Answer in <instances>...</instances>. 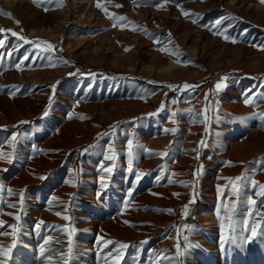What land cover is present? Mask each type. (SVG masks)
Masks as SVG:
<instances>
[{
	"label": "rangeland",
	"instance_id": "1",
	"mask_svg": "<svg viewBox=\"0 0 264 264\" xmlns=\"http://www.w3.org/2000/svg\"><path fill=\"white\" fill-rule=\"evenodd\" d=\"M21 1L23 5L29 4L41 13L65 10L78 19L68 20L58 36L38 32L30 33L31 28H37L40 25L34 23L32 18H30L31 21H26L15 7H11L5 0H0V13L10 14V16L0 14V28L18 34L12 36L11 31L0 34V38L4 39L3 45L0 46V102H3L5 97L14 101L18 98H24L26 95L33 96L40 89L39 85L43 83L39 79L40 77L62 70V73L52 84V86L55 85V90L52 88L49 95L52 97L51 104H49L48 98L41 111L14 123L10 131L17 133L19 142L15 145V149L20 146L25 147V153L35 159L49 146V140L60 128L77 124L75 121H79L80 116L88 119L90 116L88 110L94 105L109 102L121 103L120 108L116 110L120 112L143 106L144 103L151 101L156 94H160L157 105L149 112L156 113L163 103L165 107L157 115L149 116L148 113L146 115L141 113L129 119L121 118L116 121L104 122L102 128L91 139L66 147L61 165L65 164L72 155H75L76 180L78 184H81L84 173V158L100 145L108 133L118 130L130 122L134 130L125 141L132 139L134 144L138 143L142 146V148L134 151L133 158L144 159L145 168L153 172L151 180L144 187V191L153 187L166 191L162 197H165L167 202L160 206L159 215L161 219L167 220L163 230L174 232V239L171 244L174 253L171 252V255L176 264H231L232 261L233 264H243V262L248 264V260L252 264H264V254L257 253L258 248L261 246L264 248V243H261L259 239L246 243L243 250L240 248H234L229 252L218 250V255L213 256L211 253L208 254L211 250L207 248V245L219 246L221 236L219 225L221 222H214L215 225L211 224L213 222H205L203 230L201 229L199 232V218L211 214L205 212L200 207V203L210 185L206 172L213 156V149L220 137L225 140L229 138L228 133H221L215 127L214 111L217 110V103L219 108L222 106L223 98L228 96L230 87L235 84H253L257 97L256 103L251 105L253 112L246 116L242 124L238 125L239 128L232 133L235 135L232 143H242L250 136L251 141L246 143L248 145L247 151L255 154V156L264 155V118L259 115L264 113V79H253V77L264 78V61H257L252 58L244 60L239 56L228 55V52L231 53L238 47H250L258 52L264 51V23H254L248 14L238 11L234 5H237L240 0H235L234 3H231L232 0H169L167 3L164 0ZM253 1L264 5L261 0ZM97 3L101 7H97ZM185 3V6L178 7L179 4ZM115 5L121 6L115 7ZM157 5L161 6L158 7ZM182 9L191 12L193 15L183 16L181 14ZM172 14L189 22L196 20L193 27L204 30L208 40L204 49L200 48L194 51L193 47L191 48V44L195 41L193 33L184 35L181 30L172 28L173 23H166L164 17H171ZM121 16L125 17L126 20L115 21L113 19ZM157 17H162V19H157ZM217 19H222V24L219 26L215 25ZM114 23H116L115 27L113 26ZM224 28H227L226 35L235 39L236 43H232L231 39L226 41L221 35H213V32ZM181 35L183 36L181 37ZM20 36L24 39H19ZM185 36L186 39L183 40ZM202 39L198 41L199 44L203 43ZM24 40L33 43H24ZM67 40L68 42L71 41L70 46L66 45ZM154 40H158L159 43H154ZM144 41L148 45H141ZM42 42L50 43L55 47L53 50L44 51L47 43ZM161 48L173 52L178 49L179 60L187 63L175 62L177 57L169 55L168 51H161ZM153 52L156 53L155 56ZM8 53L11 55L9 56ZM159 54L162 57L160 59L169 65L173 64L172 66L177 71L168 72L164 67L161 68ZM17 64L21 65L19 69L16 68ZM224 76L229 77L226 81L227 87L213 95L211 90L214 89L219 78ZM184 83L193 86L199 85V87L195 88L194 91L192 89L181 91L180 87ZM168 85L173 87L169 88ZM201 89L203 95L200 113L205 108V93H208L209 110L204 115H207L209 119L204 121L198 133V139L195 141L193 166L191 168L186 166L185 169L179 170V174L173 175L178 167L182 168L183 161H189L183 158L181 154L187 133L186 128L183 127L186 117L184 102L188 99V94L196 93ZM173 100L176 103H173ZM45 110L48 111L47 116L44 115ZM254 113L257 115L254 116ZM69 114H71V118H69ZM204 115H202L203 119ZM20 121H28V123L20 124ZM1 126H6V124ZM172 128H177L178 131L175 134L164 131ZM6 130L7 127H0L1 133H5ZM21 131L23 132L21 133ZM201 140L206 142V146L200 145ZM2 145L5 147L4 143ZM33 145H35V150ZM90 145H94V147L90 148ZM85 148H88L87 152H84ZM165 151L169 153L167 157L158 154ZM198 152L199 158L197 159ZM199 166H202V171L196 177L198 182L193 188L194 177L192 174L196 172ZM187 169L190 170V177L186 173ZM157 177H161V179L157 180ZM169 180L173 182L169 183ZM240 184L245 185L243 179ZM174 193L180 195L177 196ZM193 193H195L194 197ZM174 200H180V202L177 205L171 204ZM190 201L193 202L189 203ZM148 204L144 202V206ZM185 205H188L187 215H183ZM175 208L176 211L171 213L163 211L165 209L174 210ZM150 211L144 209V220H141L143 223L140 225L144 226V221L152 213ZM247 213L245 212L235 218L238 236H250L251 227H256L257 231L264 228V219L260 220L261 218L256 212L251 216H248ZM19 215L21 216L19 224L17 221L14 223L20 227V232L14 236L18 243L12 249L8 264H14L16 257L25 254V249L39 250L43 243L39 235L41 233H38L39 229L32 230L31 237L27 234L24 236L25 213L21 211ZM68 216L71 217V214ZM245 220H247V224L244 223ZM0 221L4 222L3 227H0V232H7L8 221L4 217H0ZM70 223L71 220L66 221L69 229L73 228ZM229 229L227 232L224 230V235H229ZM211 232L212 234H210ZM76 235L75 232L72 236L73 243L77 238ZM214 235V239L211 238ZM185 237H187V241ZM201 238L203 242L200 245H203L206 250L201 252L198 247H192L185 251L186 243L196 245ZM150 240L149 236L146 239L133 238L127 241L126 244L129 245L127 249H119L118 244L109 245L110 248L107 249L101 246L104 242L101 239L102 242H98L96 245L97 250L99 249L97 251L98 256L102 257L104 253L107 256L105 259H101L99 264H108L106 261L111 260L112 257H115V264H151L149 259L154 254V249ZM112 241L122 242L119 238ZM143 241H147V243H142ZM11 243L8 235H0V246L8 248ZM178 244L180 250L185 251V255L181 257L176 255ZM77 247L80 245L74 243L73 256L69 260V264H77L75 260ZM47 249L46 256H48ZM60 249L63 250V247ZM60 249L57 250L58 253L54 254L56 258L53 257L56 262H63L67 256L64 249L62 258ZM109 252L112 253L110 258L108 257ZM119 252H122L123 255L118 256ZM250 253L251 255L248 257L247 254ZM2 258L3 256H0V259ZM30 258L34 264H40L46 260L45 257L34 259L33 255H30ZM196 260L200 263H196ZM222 260L224 261L222 262Z\"/></svg>",
	"mask_w": 264,
	"mask_h": 264
},
{
	"label": "bare ground",
	"instance_id": "2",
	"mask_svg": "<svg viewBox=\"0 0 264 264\" xmlns=\"http://www.w3.org/2000/svg\"><path fill=\"white\" fill-rule=\"evenodd\" d=\"M5 1L7 4L11 5V7H15L18 12H21V15L26 21L32 18L34 23L40 25L37 28H31L29 30L30 33L38 32L58 36L68 20L78 19L75 15H71L65 10L41 13L33 9L29 4L23 5L21 0ZM234 2L235 0H232L231 3ZM185 5L186 3L179 4L178 7ZM234 7L238 11L248 14L254 23H264V5L253 0H240ZM164 18L166 23H173L174 26L172 28L175 27V29L181 30L184 35L193 33L195 41L191 44V48L193 47L194 51L200 48L204 49L205 45L208 43L204 30L194 28L193 22L178 18L174 16V14H172L171 17L166 16ZM157 19H162V17H157ZM47 22H49V24H46ZM182 36L183 35H181V37ZM201 38H203V43L199 44L198 41L201 40ZM185 39L186 36L183 37V40ZM181 42L183 43V41ZM70 44L71 41L66 45L70 46ZM141 45H148V43L144 41ZM188 46L190 47V45ZM153 53L155 56L156 53ZM228 55L234 57L239 56L244 60L252 58L257 61H264V51L258 52L256 49L252 50L250 47H238L231 51V53L228 52ZM158 56L159 59L162 58L160 54ZM159 63L161 64L160 67H164L168 72L177 71V69L172 66L173 64L169 65V63H165L163 59H160ZM60 73H62V70H58L42 78L40 77L39 79L42 80L43 83L39 85L40 89H38L33 96L26 95L24 98H18L14 101L5 97L3 102H0V126L6 124L7 127L5 133L0 132V152L13 151L11 144L12 132L10 130L13 128L14 123L24 117L33 116L44 108L52 91L53 81ZM21 80H23V78H21ZM248 89L254 91L255 87L251 83L235 84L231 86L228 96L222 100V106L214 111L215 127L221 133H228L229 138L227 137L228 139L225 140L223 137H220L213 149V156L206 172L210 180V185L205 192L203 201L200 203V207L204 209L205 212L211 214L199 218V232L204 227L203 225L205 222H213L211 223L213 225H215L214 222H223L224 230L227 232L230 225L228 223V212L225 211V206L231 208L233 202L243 200L245 197L257 201L254 212L261 218L260 220L264 219V197L257 195L260 191L259 185H264V163L259 162L264 161V155L255 156V154L247 151L248 145L246 143L251 141L249 138L250 136L242 143H232L233 136H235L232 135V133L239 128L238 125L242 124L246 116L253 112L251 105H245L243 103L244 97L242 93ZM159 95L160 94H156L151 101L148 100L149 102L144 103V105L142 104L143 106L125 109L120 112L116 110L120 108L122 105L121 103L109 102L96 104L88 110L90 113L88 119H80L79 121H75L77 123L75 125L70 124L60 128L49 140V146L35 159H32L31 156L25 153V147L20 146L15 149L13 153V162L11 164L6 160H0V184H2L4 188L3 193L0 194L3 200V203H0V217H4L8 221V225H6L10 241L13 240L14 235L9 225H14L16 221L14 215H19L21 212L20 193L23 192V212L25 213L24 236L27 234L31 237L32 230L36 229V224L39 221H44V225L41 226L38 232L41 233L39 235L42 241L49 235L53 237L54 241H59V243L54 242L48 245V256H50L51 259H46L40 262V264H65V260L68 259V253H66V259L63 262H56V259L54 260V258H56L54 254H56L57 250L61 247L67 252V231L61 232L60 229H69L66 225V220L62 218V216H68V214H71V227L76 229L77 238L74 243L80 245V247L76 248L75 260L77 264H99L101 259H105L107 256L106 253H104L102 257L98 256L97 251L99 249L97 250L98 247H96V245H98V237L103 241L116 240L119 238L122 243H127L130 239H146L147 236L151 238V246L154 249V254L152 253L153 255L149 259V263L176 264V261L172 259L171 255V252L174 253V249L171 248L174 232L163 230V226L166 224L167 220L161 219L159 215L161 211L160 206L167 202L166 198L162 197L165 195L164 193L166 191L164 192L162 189L155 187L144 191V187L151 180L153 172L145 168L144 159H141V157H139L141 160L133 158V172L127 170L129 158L127 156V142L125 139L129 137L134 130L130 122H127L122 128L108 133L100 145L84 158V173L82 175L83 181H81V184H78L76 180L74 167L76 162L75 155H72L65 164L61 165L66 147L74 143H80L83 140L91 139L92 136L102 128L104 122L110 120L116 121L121 118L129 119L141 113H144V115L147 113L149 114L157 105ZM202 95V89L196 93H190L188 94V99L184 102L185 110H193L191 113L186 111L185 122L183 124L187 133L181 154L183 158L189 161H183L182 168L178 167L174 174H179V170L185 169L186 166L189 168L193 166L195 159V141L198 139V133L204 124V119L200 114ZM217 117H219V120H217ZM22 132L23 131H21V133ZM2 143L5 144V147ZM109 145H112L116 150V167L111 174L104 173L101 170V164L110 165L112 163V161L104 160V154L108 150ZM242 148L244 149L243 151ZM108 154L111 155L112 153L108 152ZM4 169H7V171H4ZM137 173H143L145 175H143L139 181H136ZM186 173L188 177H190L189 169L186 170ZM41 176L46 178L41 180L39 178ZM237 176L247 177L246 180L243 179L245 185H243V192L240 197L233 191V181L228 179ZM101 177H104L105 182L108 184L107 189H101ZM66 181H71V183H66ZM251 181L257 182V186L253 187ZM240 182L241 181H235L236 184L242 185ZM8 189L12 190L11 193H9ZM130 189H132L131 197L128 196V191ZM98 191L102 192L101 198H98L96 195ZM52 197H56L57 199L49 204L48 202ZM144 202L149 204L144 206ZM179 202L180 200H174L171 204L177 205ZM9 204H13L15 207H9ZM218 206L220 217H222L223 220L217 217ZM144 209H149L152 213L148 215V219L144 221L145 224L143 226L140 224L143 223H141V220H144ZM58 211L62 213V216L55 215ZM173 211H176V208ZM245 212H249L247 205L238 203L234 219ZM8 213L14 215H8ZM125 221L128 223H125ZM83 234H85V236H83ZM210 234H212V232ZM214 237L215 235L211 238L214 239ZM101 239L99 242H102ZM197 242L201 252L206 250L203 245H200V243L203 242L202 238ZM101 246L107 249L110 248L109 245L105 246L104 243H102ZM261 247L257 249V253L263 255L264 248ZM207 248L211 250L208 254L211 253L213 256L218 253V250H221L220 247L216 245H207ZM24 252V255L15 258L14 264H34L30 255H33V257H35L34 259H40L41 257L39 250L27 248ZM247 255L249 257L251 253ZM93 256L95 257L92 258ZM219 257L221 256L219 255ZM8 259V257L3 256L0 260L8 264ZM110 259L111 260L106 261L108 264L116 263V260H114L115 257ZM223 261L224 260H222V262ZM247 262L248 264H252L249 260ZM196 263L200 262L197 261ZM231 264H233V261ZM243 264H245V262H243Z\"/></svg>",
	"mask_w": 264,
	"mask_h": 264
},
{
	"label": "snow or ice",
	"instance_id": "3",
	"mask_svg": "<svg viewBox=\"0 0 264 264\" xmlns=\"http://www.w3.org/2000/svg\"><path fill=\"white\" fill-rule=\"evenodd\" d=\"M35 2V0H34ZM165 3L169 2V0H164ZM262 3H264V0H261ZM121 5H115V7H120ZM158 7L161 6V5H157ZM97 7H101V5L99 3H97ZM47 10V9H46ZM0 14H3V15H6V16H10V14L8 13H0ZM181 14L185 17H189V16H192L193 14L189 11H186V10H181ZM110 18H113V17H110ZM115 21H125L126 18L125 17H114L113 18ZM193 23H196V20H193L192 21ZM17 23H19L17 21ZM222 24V19H217L216 22H215V25L216 26H219ZM113 26L115 27L116 26V23L113 24ZM122 27L124 25H121ZM133 30H135L133 28ZM6 31H11V30H5V29H2L0 28V34H3L5 33ZM226 32H227V28H224L222 30H218L216 32H213V35H221L223 36V38L227 41V40H230L231 38L226 35ZM11 35L12 36H17L18 34L14 31H11ZM19 39H24L22 36L18 37ZM231 42L232 43H236L237 41L235 39H231ZM4 43V39L3 38H0V46H2ZM24 43H33L32 41H28V40H24ZM42 43H47V42H42ZM154 43H159L158 40H154ZM54 45L50 44V43H47V47L45 49H43L44 51H49V50H53L54 49ZM127 50V49H126ZM161 51H168V54L169 55H175L177 57V60L175 62L177 63H183V64H186L187 62L186 61H180L179 60V50L177 49L175 52L173 51H170V50H167L165 48H161L160 49ZM8 55L10 56L11 53H8ZM25 59H27V57H25ZM21 67L20 64H17L16 65V68L19 69ZM71 75V73H70ZM229 77L227 76H224V77H220L218 82L215 84L214 86V89L211 90L213 95H216L218 94L220 91H222L224 88L227 87V83L226 81L228 80ZM253 79H264V78H260V77H253ZM169 88H172L173 86L172 85H168ZM199 85H189L187 83H184L181 87H180V90L181 91H184V90H187V89H192L193 91L195 90V88H198ZM53 90H55V85L52 86ZM208 93H205V108L201 110V115H204L209 109H208ZM244 99H243V103L245 105H254L256 103V97H257V93H255L252 89H248L246 90L244 93H242ZM52 102V97L50 96L49 97V104H51ZM173 103H176L175 100L172 101ZM164 104L161 103V106L159 109H157V112L156 113H149L148 115L149 116H155L157 115L160 111H162L164 109ZM217 109L219 108V105L217 103L216 105ZM188 111L189 113H191L193 110L192 109H188L186 110ZM44 115L47 116L48 115V111L45 110L44 112ZM173 115H175V113H173ZM254 116L257 115L256 113L253 114ZM261 116V118H264V113H260L259 114ZM69 118H71V114H69ZM80 119H85L84 116H80L79 117ZM209 118L207 117V115H204V121H207ZM217 120H219V117H217ZM20 124H26L28 123V121H20L19 122ZM0 127H6V126H0ZM165 132H171L173 134H175L178 129L177 128H172V129H165L164 130ZM18 139H17V133H12V136H11V144H12V147H13V151L12 152H0V160H6L9 164H11L13 162V153L15 151V145L18 143ZM200 145L201 146H206V142L204 140H201L200 142ZM90 148L91 147H94V145H90L89 146ZM138 148H142L141 145H139L138 143H135L133 142L132 139H128L127 140V156H128V171L129 172H133L134 169H133V154H134V151ZM33 149L35 150V145H33ZM88 151V148H85L84 149V152H87ZM146 151H149V150H146ZM108 152H111L112 154L109 155ZM83 154V153H82ZM160 156L162 157H167L169 155L168 152H161V153H158ZM199 158V152L197 153V159ZM104 160L106 161H112V163L110 165H104V164H101V170L104 172V173H107V174H111L113 169L116 167V163H115V160H116V150L115 148L112 146V145H109V148L108 150L105 152L104 154ZM261 163H264V161H259ZM230 163V162H229ZM251 163V162H250ZM4 171H7V169H4ZM202 171V166H199L196 170V172H194L192 175L194 177L193 181H192V184H193V188H195V185L196 183L198 182L196 177L200 174V172ZM145 175L143 173H137L136 174V181H139L141 179V177ZM175 175V174H173ZM41 180H44L46 177L44 176H41L39 177ZM161 179V177H157V180ZM229 180L233 181L232 183V188H233V191L234 193L240 197L242 192H243V185H238L235 183V181H241L242 179H247V177H244V176H237L235 178H228ZM173 181L169 180V183H172ZM66 183H71V181H66ZM180 183H184V182H180ZM253 187H256L257 186V182L255 181H251ZM100 187L101 189H107L108 188V184L105 182L104 180V177H101V180H100ZM259 188H260V191L257 193L258 196H261V197H264V185H259ZM3 185L0 184V194L3 193ZM9 193H11V189H8ZM97 197L98 198H101L102 197V192H97L96 193ZM132 195V189H130L128 191V196L131 197ZM155 195V194H154ZM174 195H180L179 193H174ZM195 193H193V197H194ZM57 198L56 197H52L51 200H49V204L52 203L53 200H56ZM24 195H23V192L20 193V208H21V211L24 210ZM193 201H190L189 203H192ZM0 203H3V200H2V196H0ZM238 203H244L247 205V207L249 208V212L247 213L248 216H251L254 214V208L257 204V201L255 200H252L250 198H247L245 197L243 200H238L237 202H233L232 205H231V208H228L227 206H225V211L228 212V223L230 225V229H229V235H224V224L223 222H221L220 224V229H221V236H220V243H219V247L221 249V251L223 252H229L230 250L234 249V248H240V249H244L246 243L248 242H253L254 240H257L259 239L261 243H264V228H262L260 231H257V228L256 227H251L250 231H251V235L250 236H238L237 233H236V221L234 219V214L237 212V205ZM9 207H15V205L13 204H9L8 205ZM187 209H188V205H185L184 206V210H183V215H187ZM165 212H169L171 213L173 210L172 209H165L163 210ZM8 215H14L12 213H8ZM55 215L57 216H62V213L61 212H56ZM217 217L221 220H223L222 217H220V213H219V206H218V210H217ZM14 218L15 220L18 222H20L21 220V216L20 215H14ZM62 218L66 221L68 220H71V217L67 216V215H64L62 216ZM44 221H39L37 224H36V229H40L42 225H44ZM125 223H128L127 221H125ZM245 224H247V220L244 221ZM3 224L4 222L3 221H0V227H3ZM17 225H9V227L12 228L13 232L12 234L15 236L16 234H18L20 232V227ZM61 232H64V231H67V235H68V242H67V253H68V259L65 260V264H68L69 260L72 258L73 256V248H74V243H73V240H72V236L73 234L76 232V229L73 227L71 229H60ZM0 235H9V233L7 232H0ZM101 238H97L98 242L100 241ZM185 240L187 241V237H185ZM59 243L58 240L54 241L53 240V237L52 236H46L43 240V243L40 245V256L41 257H45L46 259H51L50 256H46V249H47V246L50 245L51 243ZM17 239H13L12 240V243L11 245L8 247V248H4L2 246H0V256H4V257H8L10 258L11 256V252H12V249L15 248L17 246ZM104 245L107 246V245H113V244H118V248L119 249H127L129 247L128 244L126 243H122V242H115V241H112V240H105L104 242ZM142 243H147V241H143ZM192 247H199L198 244L196 245H192L190 243H186L185 244V251H187L189 248H192ZM61 251V256L63 258V250H60ZM185 251H181L180 250V247H179V244L177 245V252H176V255L177 257H181L183 255H185ZM112 253L109 252L108 253V257H111ZM118 256H122L123 253L122 252H119L117 254ZM0 264H5V261L3 260H0Z\"/></svg>",
	"mask_w": 264,
	"mask_h": 264
}]
</instances>
